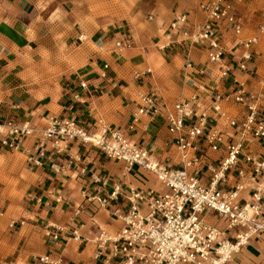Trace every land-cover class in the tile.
I'll use <instances>...</instances> for the list:
<instances>
[{
	"label": "crops",
	"instance_id": "crops-1",
	"mask_svg": "<svg viewBox=\"0 0 264 264\" xmlns=\"http://www.w3.org/2000/svg\"><path fill=\"white\" fill-rule=\"evenodd\" d=\"M200 1L0 0V119L29 123L40 130L48 118L73 119L89 134L99 133V124L104 123L121 130L161 162L178 164L176 149L166 145L170 136L162 118H145L133 133H128V126L141 93H153L171 108L200 93V86L211 93L226 86L219 80L217 67L206 62V50L189 46L169 29L181 14H189L192 22L201 21ZM237 14L244 28L241 39L226 32L222 40L225 60L234 62L243 50L237 43L253 37L264 24V3L239 5ZM252 18L257 24L251 23ZM124 35L133 46L122 51L116 43ZM263 40L254 48V57H259V48L264 55ZM187 61L195 69H187ZM202 68H209V78L197 76ZM254 69L253 76H259ZM258 76L248 78V84L264 90V85L259 86L264 77ZM32 143L28 140L26 147ZM11 154L20 157L27 177L23 186L31 190L14 214L24 223L18 237L22 247L13 262L17 264H30L32 258L46 254L61 258L62 264H97L94 238L102 229H119L121 222L113 216L117 206L90 204L84 192L107 195L113 183L162 189L147 172L137 167L126 172L122 163L108 159L98 148L76 141L70 143L68 154L52 156L42 167L29 164L24 152L0 146L4 187L9 172L3 168V159ZM97 176L108 178L109 186L96 184ZM59 197L61 203L56 202ZM78 206L83 211L75 217ZM49 226L63 229L58 241L47 237ZM232 263L264 264V239L251 242Z\"/></svg>",
	"mask_w": 264,
	"mask_h": 264
},
{
	"label": "built area",
	"instance_id": "built-area-1",
	"mask_svg": "<svg viewBox=\"0 0 264 264\" xmlns=\"http://www.w3.org/2000/svg\"><path fill=\"white\" fill-rule=\"evenodd\" d=\"M252 1L264 3L201 0V21L192 22L189 14H181L169 26L184 38L182 42L206 50V62L217 67L219 80L226 85L212 93L200 86V93L171 108L153 93L138 95L128 133L142 126L145 118H162L170 136L166 145L176 149L178 164L161 162L121 130L104 123L99 124V133L89 134L73 119L48 118L42 130L0 119V146L24 152L34 167H42L52 156L68 154L70 143L76 141L98 148L108 159L122 163L126 172L137 167L160 183L161 191L113 183L107 195L84 192L90 204L117 206L113 216L121 222L119 229H102L94 238L95 263L232 264L251 242L264 239V90L248 84L264 24L253 37L237 43L243 49L238 62L225 60L222 44L226 32L241 39L244 28L237 7ZM132 46L127 35L116 43L122 51ZM186 68L195 69L190 61ZM196 74L207 79L210 70L202 68ZM30 139L33 143L26 147ZM94 182L102 188L110 184L101 176ZM82 211L83 206H78L75 217ZM47 230V237L55 242L63 232L56 226ZM74 237L81 239L77 232ZM30 264H62V259L46 254L32 258Z\"/></svg>",
	"mask_w": 264,
	"mask_h": 264
},
{
	"label": "rangeland",
	"instance_id": "rangeland-1",
	"mask_svg": "<svg viewBox=\"0 0 264 264\" xmlns=\"http://www.w3.org/2000/svg\"><path fill=\"white\" fill-rule=\"evenodd\" d=\"M247 20L249 19L247 18ZM252 20L251 23H254L255 20L253 18ZM255 24H257V22H255ZM262 44H264V40ZM252 63L249 68L253 69L255 67L254 71H259V76L255 75L252 78L256 76L264 77V55L260 53V48L259 57H254ZM258 77L256 79H258ZM256 79L255 81H259V79ZM3 168L7 169L9 173L5 178L6 181H8L6 182L7 187H4L0 182V193L3 194L2 199H5L3 205L4 216L0 217V264H7L16 260L17 254L22 247L18 242V237L19 231L23 225L20 219L16 218L14 215L16 212L15 210L27 200L31 190L28 191L26 187L23 186V182L27 180V177L23 172L20 157L11 154L9 158L3 159ZM9 207L10 209L8 211ZM4 221L5 223H3ZM13 222L15 225L11 227ZM235 262L237 263L238 261L236 260Z\"/></svg>",
	"mask_w": 264,
	"mask_h": 264
}]
</instances>
